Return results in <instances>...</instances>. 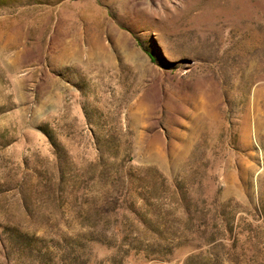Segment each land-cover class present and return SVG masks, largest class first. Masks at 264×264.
Listing matches in <instances>:
<instances>
[{
  "label": "rangeland",
  "instance_id": "374dc122",
  "mask_svg": "<svg viewBox=\"0 0 264 264\" xmlns=\"http://www.w3.org/2000/svg\"><path fill=\"white\" fill-rule=\"evenodd\" d=\"M0 264H264V0H0Z\"/></svg>",
  "mask_w": 264,
  "mask_h": 264
},
{
  "label": "bare ground",
  "instance_id": "6f19581e",
  "mask_svg": "<svg viewBox=\"0 0 264 264\" xmlns=\"http://www.w3.org/2000/svg\"><path fill=\"white\" fill-rule=\"evenodd\" d=\"M112 1V0H111ZM98 11V10H97ZM64 53V52H63Z\"/></svg>",
  "mask_w": 264,
  "mask_h": 264
}]
</instances>
